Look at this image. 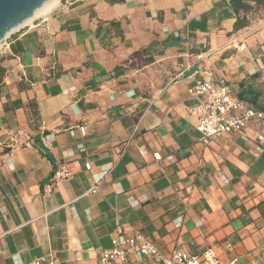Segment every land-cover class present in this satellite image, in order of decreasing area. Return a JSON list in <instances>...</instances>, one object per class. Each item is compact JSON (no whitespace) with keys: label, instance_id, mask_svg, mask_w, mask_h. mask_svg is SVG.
I'll return each mask as SVG.
<instances>
[{"label":"crops","instance_id":"1","mask_svg":"<svg viewBox=\"0 0 264 264\" xmlns=\"http://www.w3.org/2000/svg\"><path fill=\"white\" fill-rule=\"evenodd\" d=\"M205 72L264 107V0H58L1 40L0 264H103L138 231L264 264V145L203 142Z\"/></svg>","mask_w":264,"mask_h":264},{"label":"built area","instance_id":"2","mask_svg":"<svg viewBox=\"0 0 264 264\" xmlns=\"http://www.w3.org/2000/svg\"><path fill=\"white\" fill-rule=\"evenodd\" d=\"M240 47L245 48L246 44L241 43ZM188 92L200 98L198 104L189 108V112L197 119V129L201 133L203 142L208 143L214 137L225 134H241L264 145V110L249 106L233 95L224 80H215L211 72H205V76L198 78L194 85L188 88ZM251 124L259 125L261 129L249 135L248 129ZM80 148L85 149L83 145H80ZM68 175L69 171L65 165L59 167L47 185L48 190L52 189L54 182ZM98 189L99 182L90 191L96 192ZM3 235L0 233V238ZM131 255L137 256L140 260L144 257L151 258L154 264H222L212 249L204 250L200 254H191L183 250H174L170 254H165L148 236L139 231L131 236L120 235L116 246L102 251L101 261L103 264H128ZM28 264H57V262L51 257L42 256ZM226 264L240 263L237 258H233Z\"/></svg>","mask_w":264,"mask_h":264},{"label":"water","instance_id":"3","mask_svg":"<svg viewBox=\"0 0 264 264\" xmlns=\"http://www.w3.org/2000/svg\"><path fill=\"white\" fill-rule=\"evenodd\" d=\"M50 0H0V41L25 24Z\"/></svg>","mask_w":264,"mask_h":264},{"label":"trees","instance_id":"4","mask_svg":"<svg viewBox=\"0 0 264 264\" xmlns=\"http://www.w3.org/2000/svg\"><path fill=\"white\" fill-rule=\"evenodd\" d=\"M238 97L240 99L250 101L253 105L257 107H262L264 109V107L260 105L259 102H257V95L251 89H246L243 87V89L239 91Z\"/></svg>","mask_w":264,"mask_h":264},{"label":"bare ground","instance_id":"5","mask_svg":"<svg viewBox=\"0 0 264 264\" xmlns=\"http://www.w3.org/2000/svg\"><path fill=\"white\" fill-rule=\"evenodd\" d=\"M58 2V0H50L48 1L31 19H29L26 23L31 22L36 16L46 13L48 12L56 3ZM25 23V24H26ZM24 25V24H23ZM21 25V26H23ZM21 26H19L18 28H20ZM16 28V29H18ZM15 29V30H16Z\"/></svg>","mask_w":264,"mask_h":264}]
</instances>
